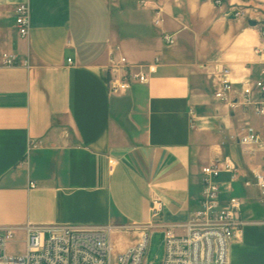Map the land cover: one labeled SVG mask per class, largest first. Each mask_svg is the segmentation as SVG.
I'll list each match as a JSON object with an SVG mask.
<instances>
[{"label": "crops", "instance_id": "obj_1", "mask_svg": "<svg viewBox=\"0 0 264 264\" xmlns=\"http://www.w3.org/2000/svg\"><path fill=\"white\" fill-rule=\"evenodd\" d=\"M215 1L0 0L1 50L20 61H0V233L111 226L121 254L150 224L185 225L199 209L202 168L229 158L237 171L220 175V201L239 199L244 223L229 264H264V200L255 184L262 154L234 140L248 125L264 138V118L214 100L224 67L236 88L261 77L257 27L225 13L229 4L252 7L251 21H260L264 0ZM24 2L26 38L14 17ZM116 48L134 64L160 59L148 84L110 95L105 70ZM154 197L164 203L158 220Z\"/></svg>", "mask_w": 264, "mask_h": 264}, {"label": "built area", "instance_id": "obj_2", "mask_svg": "<svg viewBox=\"0 0 264 264\" xmlns=\"http://www.w3.org/2000/svg\"><path fill=\"white\" fill-rule=\"evenodd\" d=\"M216 6H223V0H216ZM256 9L252 7L229 4L226 17L237 20H255ZM160 12L156 13L154 24L159 26L163 20ZM15 26L22 38L30 31V7L27 2L18 4L14 9ZM261 43L256 53L264 56V19L256 20ZM164 43L174 46L176 38L163 34ZM0 61L5 66H17L19 58L14 53L2 52ZM68 62L71 64L72 60ZM161 61L157 57L146 64H134L116 48L110 53L105 70L110 95H122L129 92L135 84H148L157 73ZM27 65V62H25ZM231 72L222 68L219 88L214 100L231 110L240 108L251 111L255 116L264 118V61L260 78L247 81L236 88L232 82ZM247 154H262V166L255 172V184L264 200V138L254 127L248 125L234 139ZM236 166L229 158L211 163L202 168V193L197 209L182 226L150 224L144 229L140 241L121 254H115L111 243V226L77 227L53 226L24 228L25 252L10 254L8 245L17 239L15 228H6L0 233V264H143L148 250L152 232L164 229L165 257L161 264H229L230 243L238 237L244 223L240 219L242 202L232 198L228 205H221L220 175L224 172L235 173ZM34 187V184H31ZM151 216L158 220L164 213V203L154 197L151 201ZM181 227L185 233L179 235L176 228ZM150 229V230H149Z\"/></svg>", "mask_w": 264, "mask_h": 264}, {"label": "rangeland", "instance_id": "obj_3", "mask_svg": "<svg viewBox=\"0 0 264 264\" xmlns=\"http://www.w3.org/2000/svg\"><path fill=\"white\" fill-rule=\"evenodd\" d=\"M8 252L10 254H23L25 252V237H17L9 243ZM165 257L164 234L161 231H154L150 240L148 250L145 253L143 264H161Z\"/></svg>", "mask_w": 264, "mask_h": 264}, {"label": "water", "instance_id": "obj_4", "mask_svg": "<svg viewBox=\"0 0 264 264\" xmlns=\"http://www.w3.org/2000/svg\"><path fill=\"white\" fill-rule=\"evenodd\" d=\"M249 25H250V26H256L257 23H256L255 21H249Z\"/></svg>", "mask_w": 264, "mask_h": 264}]
</instances>
